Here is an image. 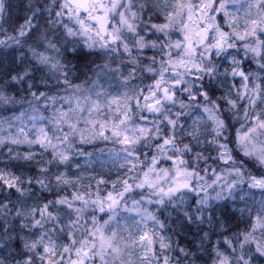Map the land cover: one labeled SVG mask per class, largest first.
Returning a JSON list of instances; mask_svg holds the SVG:
<instances>
[{"label": "snow or ice", "instance_id": "1", "mask_svg": "<svg viewBox=\"0 0 264 264\" xmlns=\"http://www.w3.org/2000/svg\"><path fill=\"white\" fill-rule=\"evenodd\" d=\"M12 10L0 264H264V0Z\"/></svg>", "mask_w": 264, "mask_h": 264}, {"label": "trees", "instance_id": "2", "mask_svg": "<svg viewBox=\"0 0 264 264\" xmlns=\"http://www.w3.org/2000/svg\"><path fill=\"white\" fill-rule=\"evenodd\" d=\"M9 2L13 5V10H12V13H11L13 16L17 15L18 12L20 14H22L23 7L25 5V2H23V0H9ZM3 114H6V113L3 112ZM101 146H103V145H101ZM88 150L91 151L92 149L89 147Z\"/></svg>", "mask_w": 264, "mask_h": 264}, {"label": "rangeland", "instance_id": "3", "mask_svg": "<svg viewBox=\"0 0 264 264\" xmlns=\"http://www.w3.org/2000/svg\"><path fill=\"white\" fill-rule=\"evenodd\" d=\"M23 2H25V4L28 2V0H23ZM1 115H9L10 113H6V114H3V112H0Z\"/></svg>", "mask_w": 264, "mask_h": 264}]
</instances>
